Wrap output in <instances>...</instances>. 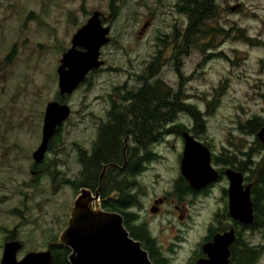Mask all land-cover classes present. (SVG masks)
Wrapping results in <instances>:
<instances>
[{
	"label": "rangeland",
	"instance_id": "374dc122",
	"mask_svg": "<svg viewBox=\"0 0 264 264\" xmlns=\"http://www.w3.org/2000/svg\"><path fill=\"white\" fill-rule=\"evenodd\" d=\"M179 1L0 0V257L10 232L23 244L17 259L45 250L65 228L75 197L69 187L55 188L56 180L35 181L30 174L45 105L58 101L70 109L53 141L61 145L57 156L47 153L45 160L60 159L57 170L75 179L72 144L92 146L111 104L124 105L121 96L140 89L155 60L156 75L148 82L158 81L199 114L203 131L193 137L213 156L224 151L244 160L240 152L248 153L254 171L262 152L244 125L253 118L264 122V0H214L210 15L190 32L186 14L177 11ZM94 11L110 29L109 42L99 50L102 65L60 97L55 70L72 35ZM174 125L190 131L193 120L179 112L163 128ZM151 151L155 160L135 178L138 206L127 212L137 217L134 226H145L158 264H192L206 228L230 224L221 218L227 183L219 180L207 196L177 197L180 135L166 133ZM162 196L167 204L150 213ZM241 233L240 240L258 252L254 264H264V226Z\"/></svg>",
	"mask_w": 264,
	"mask_h": 264
},
{
	"label": "water",
	"instance_id": "95a60500",
	"mask_svg": "<svg viewBox=\"0 0 264 264\" xmlns=\"http://www.w3.org/2000/svg\"><path fill=\"white\" fill-rule=\"evenodd\" d=\"M145 28L143 25L141 31ZM110 29L101 23L100 13L92 12L86 22L78 28L70 39V47L59 60L55 73L60 97L71 95L92 71L102 62L99 50L109 42ZM70 115L67 105L58 101L48 102L43 111L40 141L31 153V159L38 163L46 150L47 143L56 129ZM183 142L179 162V173L187 186L199 191L217 180V173L210 165V152L188 131H181ZM255 139L261 145L264 158V126L256 133ZM125 142V140L123 141ZM227 180V215L241 226L253 224V208L250 196L251 183L242 186V175L229 169L224 171ZM97 191L92 197L87 190H80L69 212L66 227L57 238V245L69 250L68 264H152L139 241L134 240L123 226L118 213L104 211L97 203ZM94 201L93 207L91 201ZM155 201L150 208L156 213ZM235 239L232 229L216 234L210 242L201 246L203 258L193 264H228L229 247ZM16 241L3 245L0 264H50L49 251L28 253L21 260H15L20 249Z\"/></svg>",
	"mask_w": 264,
	"mask_h": 264
},
{
	"label": "trees",
	"instance_id": "16d2710c",
	"mask_svg": "<svg viewBox=\"0 0 264 264\" xmlns=\"http://www.w3.org/2000/svg\"><path fill=\"white\" fill-rule=\"evenodd\" d=\"M195 6L192 0L186 1L185 14L189 21V27L186 29L187 32L193 31V24L196 21H201L209 15L207 11H209L211 1L205 0L199 6ZM198 12L201 14L199 15ZM153 65L149 66L146 70L148 78L156 75V69L153 70L157 65L156 60ZM161 86L158 81L149 85L148 79H143L140 89L133 93L127 92L121 96V102L126 103L124 107H119L115 104L111 105L107 113V121L97 128L92 151V154L96 158L94 167L97 165L99 155L100 157H107L106 152L118 153L120 151L121 145L119 142H122L126 133L130 136L131 142H159L161 136L166 135L168 132L180 135L181 131H187L181 125L171 126L169 130L163 128L165 124L171 123L175 114L179 112H184L192 118L193 128L188 131L190 134L194 136L202 133L203 126L199 114L191 107L180 104L176 93L170 91L169 88H162ZM262 126H264V122L258 118H253L245 123L244 129L248 133L253 134ZM58 133L59 127L56 129L50 142H53L57 138ZM256 145L258 150H260L259 143H256ZM153 159L154 156L152 157ZM261 161L264 163V158ZM139 163V161L135 162V165H128L127 163L122 168V176L118 182L113 178L112 169L104 175L100 184V195L101 198L105 199L101 202L100 207L103 210L118 213L122 217L123 226L129 236L134 240L142 242L143 249L149 253L147 255L151 263L157 264L153 257V242L147 230L143 225L134 226L133 223L136 221V216L127 212L128 209L138 206L137 194L133 191L136 187L134 177L141 170V164ZM119 164L122 166V160H120ZM253 173L255 174L251 189L253 224L250 228H257L264 226V168L258 165ZM86 180L89 183L95 182L89 177ZM73 189L76 190V187ZM174 191L178 196L186 191L181 178H178L174 182ZM112 193H115V196L108 197ZM238 243L239 241L233 247L238 251H232L231 263L240 264L242 261H245L246 264H253L257 252L253 248ZM52 252L53 259L50 264H68V250L66 248L56 246L52 249Z\"/></svg>",
	"mask_w": 264,
	"mask_h": 264
},
{
	"label": "flooded vegetation",
	"instance_id": "af4514ba",
	"mask_svg": "<svg viewBox=\"0 0 264 264\" xmlns=\"http://www.w3.org/2000/svg\"><path fill=\"white\" fill-rule=\"evenodd\" d=\"M192 1H193V4L195 3L196 6H199L205 0H192ZM210 1H211V6L208 9L209 11L206 10L207 12H210L211 8H213L214 0H210ZM185 6H186V0H180L178 5H177V11L185 13V9H186ZM239 6L240 5H236L234 7L229 8V10L233 11L234 9H238ZM198 14L200 15L201 13L198 12ZM199 23H200V20L196 21L193 24V28H192L193 31L196 28V25L199 24ZM188 27H189V25H188ZM148 79H151V78H148ZM148 84L151 85L149 82H148ZM164 88H167V87H164ZM122 103H124V102H122ZM112 104H115L116 106H119V107H124L126 105V103H124V105L116 104V103H112ZM110 108H111V106H110ZM129 139H130V136L128 135V133H126L124 135L123 139H122V142H119L121 147H120V151H118V153L106 152L107 157H100V155H99L96 167H94L95 166L94 163L96 161V158L92 154L95 142H93L92 146H90L88 149H86V148H84L82 146H79L77 143H73L71 148H72V150L74 152L75 162H76V164L79 167V171H78L75 179L67 178V177L64 176L63 173H61L59 170H57V165L63 164L60 159L54 157L51 160H48L46 162V160H45L46 159L45 158L46 154L47 153H52L53 155L57 156L56 150L61 147L59 142H48L46 150H45V153H44L42 159L38 163H34L33 160L31 159L32 160V165H31L30 174L32 176L36 177V178H34L35 181H37L40 176H46L47 178L49 177V180H50L51 184H54V181L56 180L57 184L54 186L55 188L59 189L62 186L69 187L72 192H75V197L78 195L80 190L89 191L92 197L94 196V192L97 191V196H98L97 197V203L100 206L101 202H103L104 199H105V198H101V195H100V184H101L102 178L104 177V175L110 169H112L113 178L118 182L119 179L122 176V173H121L122 168H124V166L127 163H128V165L129 164L135 165V162L139 161L140 162L139 164H141V166H140L141 170L134 177V179H135L136 177H138L146 169V165H148L149 163H151V162H153L155 160L156 156L151 151V148H152V146L154 144H156L158 142H128ZM124 140H125V142H123ZM53 145H54V147H53ZM204 146L208 149V147L206 145H204ZM182 149H183V142H182ZM260 149H261V145H260ZM209 152H210V150H209ZM240 153H241V155L243 157H245L244 160L243 159L237 160L235 154L225 155L226 152H224V151H223V153L220 156H213L212 153L210 152V165H211V167L213 168L212 165H214V166L220 165L221 168L220 169H214L213 168L216 171V173H217V180L214 181L213 183L209 184L205 188L199 190V191L191 190L187 186V184L185 183V181L183 180V178L181 177V175L179 173L178 178H181L183 180L184 185H185V190H186L184 193H182V195L207 196L208 193L210 192V190L213 188L214 184L217 183L219 180L225 179V181L227 183V180H226V178L224 176V171L226 169H229V170H232V171H235V172H239L242 175V186L251 183V185H252L251 189H252L253 183H254L255 174L252 172V170L249 169V167L252 165V162H251V159H250V155H248V153H245V152H240ZM63 154L67 155L66 152H64ZM181 154H182V152H181ZM153 156H154V159L152 160ZM180 158H181V156H180ZM119 159L122 160V166H120V164H119V162H120ZM261 160L256 165L257 166L261 165V168H264V163ZM179 162H180V159H179ZM247 172L249 173V175L245 176L244 173H247ZM87 177L92 178V180L95 181V182L94 183L93 182L89 183L86 180ZM227 186H228V183H227ZM75 187H76V190L73 189ZM136 188H138V184L137 183H136V187H135V189L133 191L134 193H135ZM251 189H250V192H251ZM174 193H175V191H174ZM222 194L226 198V205H225L224 210H223L224 214L221 215V218L228 219L230 224L229 225L225 224L221 228H212L211 226L206 228L205 231H206L207 234L202 239L201 244H199V247H200L199 248L200 249V257L199 258H203L204 257V255L201 252V246L203 244H205L207 242H210L214 235L222 234V233H225V232L229 231L230 229H232L233 232H234L235 239H234L233 244L229 247V258H228V264H232L231 263V253H232L233 250L238 251L237 249H234L233 247L236 246V243L238 241H239V243H241V245H245L244 242H242L240 240V238H239L240 235L242 234L241 232H245L246 233V231H252V230H254L256 228H250V226H241V225H239L237 223H234L227 215V187H226V189H222ZM111 196H115V193H112L108 197L111 198ZM180 196L177 195V197H180ZM250 196H251V193H250ZM75 197H74V199H75ZM74 199H73V201H74ZM73 201L71 203V207H72ZM155 201H160V203H158L156 205V206H159V208H160L163 204H167L168 199H167L166 196H162L161 198H158V199L154 200L153 203ZM94 203L95 202L92 200L91 201V206L92 207H93ZM153 203H152L151 207L154 206ZM156 206H155V208L157 209ZM71 207H70V209H71ZM157 210H159V209H157ZM104 211H106V210H104ZM69 212H70V210H69ZM107 212H110V211H107ZM149 212H150V208H149ZM68 216H69V214H68ZM218 217H220V216H218L217 214L214 215V219L215 220ZM136 219H137V217H136ZM66 225H67V222H66ZM144 228H145V226H144ZM7 235H8V231H7ZM58 235H57L56 239L52 240L51 242H49L46 245L47 247H46L45 250H43V251H28L19 259H17V255L22 251L23 244H22V242L20 240H17V238L15 237V235L12 232H10L9 235L5 238V241L3 242V245L5 243L9 242V241H16V242H18L20 244L21 247L15 254V260L16 261L21 260L28 253H40V252H46V251H49V253L51 255V261H52V259H53L52 249L54 247H56V246H61V245H57L56 244ZM140 244H141V247H142L143 243L140 242ZM245 246L247 247V245H245ZM2 248H3V246H2ZM142 249H143V247H142ZM253 249H254L255 252H257V250H255V248H253ZM154 251H155V249H154ZM154 251H153V255L155 254ZM146 253L149 254L148 251H146ZM68 254H69V250H68ZM1 255H2V252H1ZM257 257H258V252H257V256H256L253 264L256 262ZM199 258H197L196 260H198ZM162 262H164V260ZM240 264H246V262L242 261Z\"/></svg>",
	"mask_w": 264,
	"mask_h": 264
}]
</instances>
